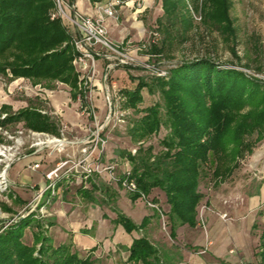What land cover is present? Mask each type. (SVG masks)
Masks as SVG:
<instances>
[{
  "label": "trees",
  "instance_id": "obj_1",
  "mask_svg": "<svg viewBox=\"0 0 264 264\" xmlns=\"http://www.w3.org/2000/svg\"><path fill=\"white\" fill-rule=\"evenodd\" d=\"M190 1L194 8L203 11L204 23L231 43V52L240 60L236 51L237 28L231 14L234 1ZM188 2L162 0L164 15L158 18L160 27L167 30L180 23L185 33L191 29ZM53 10V0H0V74L77 85L71 32L61 18L51 19ZM152 48L154 52L161 51L157 45ZM138 79L135 88H121L134 108L143 100V89L153 91L154 85L143 77ZM154 82L164 102L141 110L144 115L134 120L128 131L132 141L139 144L165 124L169 134L161 141L164 149L154 154L153 146H139L137 154L128 150L119 154L130 161L132 177L147 196L155 197V188L162 190L169 205L171 237L175 239L179 226L195 227L199 222L198 206L204 198L199 187L205 166L212 163L213 177L225 181L239 167L238 159L251 151L264 133V80L236 68L221 67V63L205 56L177 64L170 69L169 80L156 76ZM17 121L39 131L59 134L54 120L31 107L9 114L0 119V124ZM255 133L260 136L253 138ZM96 189L97 184L92 183L91 190ZM140 197V193L130 195L133 200ZM150 218L146 215L137 224L126 214L118 213L117 222L132 233L146 227ZM34 221L31 217L23 218L0 231V264H95L91 255L82 257L79 250L73 251L72 243L54 246L45 235L38 249L37 243H26L25 229ZM34 237L38 241L40 235ZM260 248L264 259V229ZM127 249L128 260L136 264L183 261L182 252L162 250L146 235L134 238ZM36 251L40 257L35 255Z\"/></svg>",
  "mask_w": 264,
  "mask_h": 264
},
{
  "label": "rangeland",
  "instance_id": "obj_2",
  "mask_svg": "<svg viewBox=\"0 0 264 264\" xmlns=\"http://www.w3.org/2000/svg\"><path fill=\"white\" fill-rule=\"evenodd\" d=\"M188 1L193 26L186 33L183 30L184 26L180 23L167 30L160 27L158 18L164 15L162 0L153 2L152 6L137 19V22H134L135 20L131 17V11L118 20V25L122 29L115 32V36L119 38L116 41L121 42L126 36L128 38L131 36L130 41L141 46L142 42L138 41L142 34H139L137 28L133 31L131 26L133 22L134 26H141L139 20L144 23L146 28H155L159 32V41L154 45L159 46L161 51L154 52L151 46L148 48L139 46L134 52L140 58L149 57L150 63L155 67L154 70L132 66L117 68L114 71V76L121 81L124 90L135 88L140 77H143L148 83L154 84L153 91L148 87L143 89V100L137 104L136 108L129 105L128 96L123 93L125 98L122 104L127 108L124 121L117 127L104 132L108 138L106 159L108 162L116 163L117 172H121L125 168L131 169L130 161L120 156L121 150L137 154L139 146H153V153L158 154L164 149L161 141L169 134V127L165 124L156 134L139 144L132 141L128 131V128L133 125V121L144 115V111L141 110L157 102H164L161 91L154 82L156 76L169 80L172 67L182 64L184 61L209 56L217 63H221V67L236 68L250 76L264 80V0H233L231 14L237 28L236 51L240 60L231 52V43L227 42L217 30L204 23L203 11L200 8H194L192 2ZM196 14L197 17L201 15L202 18H196ZM130 31L131 35H127ZM134 43L131 44L135 45ZM101 63L99 61V71ZM244 65L249 68L243 67ZM159 70H165L167 73L158 75ZM2 75L0 74V76ZM68 135L74 136L72 131H69ZM257 135L255 133L252 137L256 138ZM75 150L69 146L65 153ZM58 154L61 157L64 156L62 153ZM35 159L42 161L38 155V157L32 156L31 159L25 158L15 162L8 172L10 180L11 177H16L25 170V165L29 163L27 161H35ZM238 161L239 167L225 181L220 182L213 177V164L205 166L199 187L204 198L198 206V229H192L187 225L185 236L180 239L171 237L167 215L169 205L165 201L162 190L159 188L153 190L155 194L153 195L155 197H152L155 198L153 200L140 188L134 192L117 181L100 176L87 179L73 175L63 176L54 180L53 185L49 188L39 187L38 192L31 188L32 196L27 200L17 196L10 188L8 192L0 195V231L11 227L20 219L31 217L35 220L34 225L25 229L24 240L31 245L37 243L38 249L43 235L49 237L52 242L51 234L55 232L56 227L54 228V226L57 223L56 218H58L60 220L59 234L63 230L68 234V239L64 243H72L74 251L77 250L72 241L75 232L69 230V222H77L83 226L77 235L80 238H75L76 240L80 239L78 247L85 244L84 246L90 248L79 251L80 256L91 255L95 264H136L135 262L131 263L128 257L122 261L121 251H125L122 249L124 245L116 243L120 238H123L121 233L125 232V228L117 222L118 213L126 214L137 224H140L143 217L147 215L151 217L150 221L153 218L154 227L149 229L148 223L143 229L134 230L131 234L138 237L146 235L162 250L170 248L172 254L176 250L185 254L195 253V255L202 256L203 259L206 258L203 264H222L215 257H210L207 253L209 250L224 259L225 264H264V259L259 254L261 250L260 236L264 229V133L254 144L252 150L240 157ZM45 183L47 186L50 181L46 180ZM92 183L97 184L96 190H91ZM134 193H140L141 197L135 200L131 199L130 195ZM55 201L57 202L55 203ZM149 201L155 206L149 205ZM224 214L227 216L224 217ZM66 225L67 228H65ZM231 226L235 227L238 233L235 237L238 242H231L226 246L227 250L224 251V245L221 242L225 237L223 232H226L227 235L228 233L232 234ZM198 230L203 234L204 240L197 238ZM152 233L153 235L156 233L159 237L154 238L151 236ZM34 234L40 235L38 241L35 240ZM194 237L196 239L193 242ZM197 243L202 246L199 245L201 247L196 248ZM107 249L110 250L109 255L99 258L100 254ZM95 251L96 254H94ZM35 255L41 256L38 251L35 252ZM234 255L237 258L232 260L230 257ZM208 259L211 260V263ZM188 263L194 264L195 262L188 260Z\"/></svg>",
  "mask_w": 264,
  "mask_h": 264
},
{
  "label": "built area",
  "instance_id": "obj_3",
  "mask_svg": "<svg viewBox=\"0 0 264 264\" xmlns=\"http://www.w3.org/2000/svg\"><path fill=\"white\" fill-rule=\"evenodd\" d=\"M148 1L89 0L92 8L90 14L84 13L79 8L77 0H54L51 19L61 18L71 32V42L75 49L73 64L79 73V84L73 101L78 113L87 118V135L75 151L65 153L69 144L77 141L76 136L68 135L71 130L67 124H62L58 135L46 132L36 133L22 128L11 132L0 127V131H3L5 135V139L0 141V195L12 188L8 172L15 162L26 155L27 137L32 140L31 147H38V149L48 147L50 154L55 152L64 154L55 166L44 174L46 180L50 181L44 188L51 187L54 180L73 175L84 179L93 176L107 177L111 181L121 183L131 191L135 192L139 189L130 168L117 172L116 163L108 162L106 159L108 138L104 132L120 125L127 113V108L122 104L125 97L121 90V81L114 76V71L127 66L147 70H154L155 67L150 63L149 57L137 56L134 53V45L130 42L114 40L107 20L112 19L118 22L124 17V9H127V13L131 11V17L137 21L152 6ZM195 16L202 18L201 15ZM143 29L139 39L142 43L137 47H152L159 41V32L155 28L144 27ZM99 61L102 62L100 71ZM157 73L165 75L167 72L159 70ZM97 87L102 89L103 106L97 103ZM40 166L39 162H35L30 163L28 168L35 171ZM148 203L155 206L151 201ZM226 216L227 214H224V217Z\"/></svg>",
  "mask_w": 264,
  "mask_h": 264
},
{
  "label": "crops",
  "instance_id": "obj_4",
  "mask_svg": "<svg viewBox=\"0 0 264 264\" xmlns=\"http://www.w3.org/2000/svg\"><path fill=\"white\" fill-rule=\"evenodd\" d=\"M156 1V0H155ZM154 0H149L148 3L152 4L153 2H155ZM77 3L80 7V9L84 12V13H92V8L90 5L89 0H77ZM147 11V10H146ZM145 11V12H146ZM124 16L127 13V9H124ZM137 22V21H134ZM133 22V23H134ZM138 22L141 23V26H134L132 23V29L133 31L137 28L139 30V34H143V28L146 26L144 25V23L142 21ZM107 24L108 27L110 29V34L111 36L116 40L118 37L115 36V32L117 30H121L122 28H120L121 26L118 25L119 23L116 22L115 20L112 19H108L107 20ZM127 35H131V31L128 32ZM131 36L128 38V36H126L124 38L123 41L124 43L130 42V43H134L132 41H130ZM119 39V38H118ZM139 42V41H138ZM135 44V43H134ZM137 45H134V52L136 50ZM74 65V64H73ZM75 71L77 73L78 76V81H77V85L75 87H72L70 84L61 81V80H53V81H47V80H33L31 78H27V77H14L12 74L9 75H2L0 76V119H5L9 114H15L16 112H18L21 109L27 108V107H31L34 108L36 110H38L39 112H41L44 115L49 116L52 120L55 121V123L57 124L58 127V131H60V128L62 126V124H67L69 126V129L73 132L74 136L77 137V141H72L69 146H72L73 149H77L81 143L83 138H85V136L87 135V118L80 115L77 111L76 108V104L73 101V97H74V93L77 89V86L79 84V73L74 65ZM97 103L99 104V106H103V100H102V89L100 87H97ZM0 127H2L4 130H8V131H15L19 128L25 129L26 131H32V132H46L48 134L51 135H58V133H53V132H49V131H39L33 128H30L28 126H26L24 124L23 121H17V122H7L6 124H0ZM5 139V135L3 133V131H0V141ZM27 139V144L25 146V153L26 155L22 158H32V156L38 157V155L42 158V161H38L35 159V161L29 160L25 165V170L22 171L18 176L16 177H11L12 180V189L15 192V194H17V196L21 197L22 199H30L32 194H31V188L32 189H36L38 190V188L40 187H44L45 186V182H46V178L44 176V174L49 171L50 169H52L55 165L56 160H58L61 155L55 152L53 154H50V150L48 147L45 148H40L38 149V147H31L30 143H31V139L30 138H26ZM79 140V141H78ZM68 146V147H69ZM20 159V160H22ZM19 160V161H20ZM35 162H39L41 164L40 168L33 171L31 169L28 168V165L30 163H35ZM14 165V164H13ZM13 165L11 166V168L9 169V171L12 169ZM44 181V183H43ZM33 182V183H32ZM42 183V185H41ZM27 192V193H24ZM58 201V200H57ZM55 201V203L57 202ZM54 203V204H55ZM56 214V213H55ZM146 216V215H145ZM209 216V215H208ZM57 217V216H56ZM144 218V217H143ZM56 224L54 226V228H58L60 227L59 222L60 220L58 218H56ZM155 223L153 218L151 219V221L149 222V226L148 228L150 229V227H154ZM185 227H187V225H182L178 227L177 229V237L183 238L184 232H185ZM190 227V226H189ZM54 229V234H51L52 237V244L54 246H58L61 243H64L67 239H68V234H66L64 232V230L61 232V234H59V228L58 229ZM67 228V225L66 227ZM83 228L81 223H77V222H69V230L74 231L75 235L72 239L73 243H74V247L75 249L79 250V251H83L86 249H90L84 245H81V247L79 248L78 244H80V239L76 240L75 238H80V236H77L78 233L81 232V229ZM192 229H198V226L196 225L195 227H190ZM231 232L232 234L228 233V235L226 234V232H223V236L224 240L221 241L223 243V247H224V251L227 250L226 246L229 245L231 242H238V239L236 237V235H238V233L235 230V227L231 226ZM124 233L126 235L129 236H124ZM126 232H122L121 236L123 234V238L119 239V242L116 244H123L124 247H122V249H124L125 251H121L122 252V261H124L126 259V257H128L129 251H128V247H130V245L132 244V241L134 239V237H138V236H134L131 233ZM154 233V230H153ZM153 233L151 234V236H153L154 238H158L159 236L156 235V233L153 235ZM243 235V234H242ZM120 236V237H121ZM199 237V239H203V234L198 230L197 232V238ZM153 238V239H154ZM123 239V241H122ZM196 238L194 237L193 242ZM197 247H201L202 244L197 243ZM240 244V242H239ZM201 245V246H199ZM220 247H222L221 245H219ZM97 248V246H96ZM81 249V250H80ZM110 251V250H109ZM108 249L104 252H102L99 256V258L103 257L104 255H109ZM210 257H215V259H217L220 263L225 264L226 262L224 261V259H222L221 257L218 256V254L212 253V251H208L207 252ZM94 254H96V251L94 252ZM183 254V261L178 263V264H189L188 260H193L195 263L194 264H203L204 263V259H206L200 255H195V253H190V254ZM217 255V256H216ZM121 256V254H120ZM232 260L236 259V255L230 257ZM209 262L211 263V260L208 259ZM133 263V262H131Z\"/></svg>",
  "mask_w": 264,
  "mask_h": 264
}]
</instances>
